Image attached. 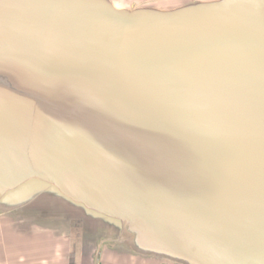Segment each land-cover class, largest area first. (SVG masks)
Instances as JSON below:
<instances>
[{
	"label": "crops",
	"instance_id": "obj_1",
	"mask_svg": "<svg viewBox=\"0 0 264 264\" xmlns=\"http://www.w3.org/2000/svg\"><path fill=\"white\" fill-rule=\"evenodd\" d=\"M117 17L129 31L188 36L203 45L204 32L241 35L246 29L249 37L234 42L244 43L255 71L264 74V0H0V58L20 57L34 42L43 72L60 61L73 63L75 74L92 73L100 65L83 43L91 30L113 27ZM126 72L121 67L119 75ZM126 85L121 89L131 90ZM117 90L108 105L116 106ZM23 99L10 100L19 111L0 100V264H264L245 245L228 243L221 227L179 228L167 221L155 198L91 197L67 181L66 172L55 179L40 171L35 152L43 146L44 125L34 129L30 119L31 110L45 107ZM72 154L73 169L86 156ZM108 178L133 181L130 172Z\"/></svg>",
	"mask_w": 264,
	"mask_h": 264
},
{
	"label": "rangeland",
	"instance_id": "obj_2",
	"mask_svg": "<svg viewBox=\"0 0 264 264\" xmlns=\"http://www.w3.org/2000/svg\"><path fill=\"white\" fill-rule=\"evenodd\" d=\"M166 6L170 7V4ZM204 33V39L216 40V34ZM242 33L239 40L249 37L248 30ZM197 41L198 38H195L192 45L201 46ZM26 45L30 51L21 53L20 57L5 55L7 59L0 58V100L19 111L20 107L10 101L16 96L12 93L14 91L27 97L23 100H29L31 105L45 107H37L35 113L31 110L30 119L35 121L34 129L37 122L44 125L41 130L45 137L44 143L43 146H37L38 153L35 152L36 167L40 171H47L55 179L66 172L67 181L79 183L81 187L77 186V189L98 198L132 194L155 198L157 201L160 199L166 203L204 194L200 198L205 200L207 196L217 193L218 189L223 192L216 186L222 180L235 184L244 182L250 192L264 197V191H259L262 183L259 180L264 179V174L247 158L248 153L253 154L250 148L253 145L246 140H239L236 135H229V139L223 140V129H235L216 123L207 124L203 116L198 115L197 107L188 106L184 101L187 99L183 100L188 94L181 85V79L172 70L171 78L159 71L160 78H167L168 84H164L163 80L158 82L156 70H151L149 66L158 65L162 69V64L156 62L155 65L154 60H140L133 52L130 54L122 49L113 60L105 59L101 67L105 71L101 70V75L99 71L90 73L89 68L83 72L77 70L79 73L75 74L73 63L63 64L60 61L55 63L51 72H43L45 60H38L32 54L39 45L34 42ZM238 46L240 48L241 43ZM238 46H218L213 52L223 56L231 66L243 61L247 65V79L250 76L253 82L250 87L245 83V88L252 95L255 94L256 101L264 103V74L251 72L253 66L247 64L246 51L243 46V50L239 51ZM235 55L238 57L235 58ZM241 55L244 59L240 58ZM37 64L41 69L36 68ZM119 67H125L128 72L118 75ZM35 69L36 74L32 73ZM126 82H139L137 85L144 84L146 88L139 93L122 90L120 86ZM114 88L120 89L116 92V106H112V102L108 105ZM129 89L136 90V87L129 85ZM140 99L143 105H148L143 108L141 115L136 113L141 109ZM254 108V113L261 114L264 111V107L259 105ZM203 111L205 109L201 107V113ZM219 147H225V153L222 154ZM76 150L86 157L82 165L72 169V152ZM233 164L237 165L233 167ZM190 165L195 168L193 171ZM140 168H146L149 173H144L136 180V171ZM129 172L133 176L130 185L108 178L114 175L120 177ZM188 181L201 184L203 190H190ZM263 189L264 186L260 190ZM203 206L194 205L201 210ZM259 220H262L260 226H264V217Z\"/></svg>",
	"mask_w": 264,
	"mask_h": 264
},
{
	"label": "water",
	"instance_id": "obj_3",
	"mask_svg": "<svg viewBox=\"0 0 264 264\" xmlns=\"http://www.w3.org/2000/svg\"><path fill=\"white\" fill-rule=\"evenodd\" d=\"M91 33L86 37L88 40L83 43V49L86 52L94 53L100 65L97 69L100 75L105 71L101 68L105 59L113 60V58L118 57V53L122 49L130 54L133 52L134 55L140 57V60L146 62L154 60L155 65L156 62H159L164 68L160 69L161 67L158 65L153 67L148 65L151 70H156V81L163 80L164 84H168L167 78H160V72L170 78L171 70L172 73H176L182 81L183 89L185 88L188 94V97H183V100L187 99L184 100L185 103L188 106L197 107L198 115H202L207 124L216 123L218 126L224 125L235 129L234 131L223 129L221 131L223 140L229 139V135H236L239 140L243 139L247 143H251L253 147L250 148L253 154L248 153L246 156L253 161L251 163L254 164V167H259L257 170L264 174V111H260L261 114L256 111L254 113V107L256 105L264 107V103L256 101L255 94L252 95L245 88V83L249 87L251 84L253 85L250 76L247 79V69H245L247 65L245 66L244 62L240 60L231 66L226 63L223 56L213 52L214 48H218V46L219 48L227 45L234 46V39L239 38V34L220 32H216V34L213 32L216 34L215 41L211 38L207 40L205 45L196 46L192 45L194 38L188 36L174 34L163 37L147 30L129 31L124 20L119 17L116 18V24L113 27L96 29L94 32L91 30ZM197 43L199 42L197 41ZM242 46L244 47L242 43L240 48L238 46L239 51L240 49L243 50ZM236 57L238 56L235 55ZM240 58L244 59L243 55ZM247 64L253 66L249 56ZM178 66L182 69L178 70ZM251 72L258 75L254 66ZM126 84L136 87V90H131L137 91V93H139L138 91L143 92L146 88L144 84L137 85L139 82H126ZM1 89L6 90L5 87H1ZM12 93L23 96L18 92L13 91ZM251 95L252 100H250ZM139 105L141 109L136 113L141 115L143 108L148 105H143L141 99ZM201 107L205 109L204 114L201 113ZM224 149L225 147H219L218 150L223 154L225 153ZM236 165L233 164L232 166L235 167ZM190 166L191 169L192 165ZM255 168H253V172H255ZM143 169L144 173H149L146 168ZM193 169L195 168H192V171ZM259 181L262 182H259L261 189L264 186V179L261 178ZM252 183L254 184V182ZM187 185H189L190 190H203V186L197 182L194 183V181H188ZM216 186H219L223 192H219L220 189H218L219 194L217 192L214 194L215 196H207L205 200L200 198L204 194L181 201H167L166 203L159 199L160 210L167 221L179 228L188 225V223L196 226L221 227L226 233L228 243L245 245V250L255 251V254L264 258V226H260L262 220H259L264 217V197L260 198V195L250 192L244 182L235 184L222 180V182L216 183ZM260 189L259 191H264V189ZM256 202V206L259 207L255 206ZM196 204H204L205 206L207 204V206L206 208L203 206V210H201L194 207Z\"/></svg>",
	"mask_w": 264,
	"mask_h": 264
},
{
	"label": "flooded vegetation",
	"instance_id": "obj_4",
	"mask_svg": "<svg viewBox=\"0 0 264 264\" xmlns=\"http://www.w3.org/2000/svg\"><path fill=\"white\" fill-rule=\"evenodd\" d=\"M177 69H178V70H180V69H182V68L178 66V68H177Z\"/></svg>",
	"mask_w": 264,
	"mask_h": 264
}]
</instances>
